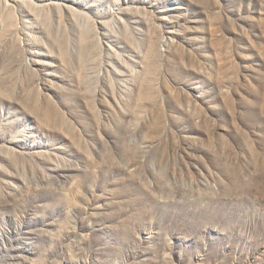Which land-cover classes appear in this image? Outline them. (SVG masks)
<instances>
[{
  "label": "rangeland",
  "instance_id": "rangeland-1",
  "mask_svg": "<svg viewBox=\"0 0 264 264\" xmlns=\"http://www.w3.org/2000/svg\"><path fill=\"white\" fill-rule=\"evenodd\" d=\"M0 264H264V0H0Z\"/></svg>",
  "mask_w": 264,
  "mask_h": 264
}]
</instances>
